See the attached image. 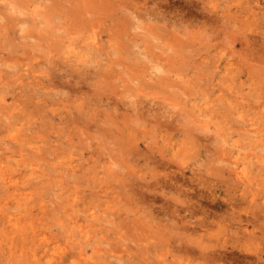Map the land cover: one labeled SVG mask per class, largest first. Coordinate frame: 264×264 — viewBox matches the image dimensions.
Wrapping results in <instances>:
<instances>
[{
    "label": "rangeland",
    "instance_id": "1",
    "mask_svg": "<svg viewBox=\"0 0 264 264\" xmlns=\"http://www.w3.org/2000/svg\"><path fill=\"white\" fill-rule=\"evenodd\" d=\"M0 71V264H264V0H0Z\"/></svg>",
    "mask_w": 264,
    "mask_h": 264
},
{
    "label": "bare ground",
    "instance_id": "2",
    "mask_svg": "<svg viewBox=\"0 0 264 264\" xmlns=\"http://www.w3.org/2000/svg\"><path fill=\"white\" fill-rule=\"evenodd\" d=\"M56 8L55 9H51V10H58L59 9L58 7H56ZM60 12L62 14H65L63 9H61ZM52 14L53 13H50V16ZM94 34L96 35V36L94 35V37H96L97 39L95 38L94 43L91 46H93V48H95V47L97 48V45H100L101 39H99V37H98L99 36V33L98 32L95 31ZM11 67L15 68L16 66H13L12 65ZM29 70L31 71V69H29ZM159 70L161 71L160 68H158V71ZM1 72L2 71H0V74H1ZM35 73L36 72L33 71V73L31 74V77L33 78V80H32L33 82L31 84L34 85V87L36 88V90L38 89V92L39 91H42L44 88H48L49 91L53 89L52 86H54V85H52L53 84L52 79L49 80V84H48L47 83V80L44 77L39 76V75H37ZM12 76H14V75H11V77ZM11 77H9L7 79L9 82H10V78ZM162 79L165 80L164 78H162ZM28 85H30V84H28ZM49 94H53V92L50 91ZM45 102H47V101H45ZM22 111H25V109H23ZM84 113H85L86 119L84 118ZM17 116H19L17 119L20 120V115L19 114H16V115L13 114L12 117L15 119ZM94 117H95L94 115H91V109L86 110L85 108H81V112H80L79 117L76 118L73 121V123H71V125H68V126L71 127L73 124H78L79 123L77 126H78V129L81 130V132H82L81 135H84V134L86 135L87 134L88 135V138L87 139H91V137L89 135L90 134V125H91L90 122L94 120ZM78 121H81V122H78ZM95 121L98 124L100 122L99 120H95ZM110 123H111V128H113L116 125H118L117 122H116V118L114 119V117L110 120ZM127 124L129 126V128L136 127V126H134L132 124H129V123H127ZM69 129H72V127L69 128ZM100 130H102V131L99 132V135L102 137V132L105 134V133H108V131L111 130V129H107V130L106 129H100ZM131 131L133 132V129H131ZM101 139H103V138H101ZM134 144L135 145L129 144L130 146H128L129 147L128 151H130V153H131V154H128L129 156L132 155L133 152L139 148V144L137 142L134 143ZM21 146H23V145H21ZM57 149H59V148H57ZM126 158H127V156H126ZM127 160H129V159H127ZM71 164H73V162ZM115 165L118 166V169L117 168L116 169H113V167H109V169H108V170H110V172H112V174H111L113 176L112 179L113 180H116V181H120L125 186L130 185L133 188V185L135 184V180H132L131 179V172L125 173L126 170H129V168H131L130 164L125 165V164H122V161H119V165L117 163ZM113 172H115L117 175H114ZM133 179H135V178H133ZM204 255L210 256L209 254H206V253ZM55 260L56 259H53L51 262L48 261V262L43 263V264H68L67 263L68 254L66 252H62V254H60V257H57V260H56L57 262H55Z\"/></svg>",
    "mask_w": 264,
    "mask_h": 264
}]
</instances>
